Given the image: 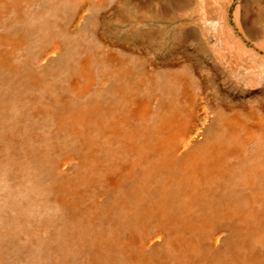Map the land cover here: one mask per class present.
<instances>
[{"label":"rangeland","instance_id":"374dc122","mask_svg":"<svg viewBox=\"0 0 264 264\" xmlns=\"http://www.w3.org/2000/svg\"><path fill=\"white\" fill-rule=\"evenodd\" d=\"M83 4L63 8L67 27L86 32V43L97 42V30L106 40L130 44L147 61V86L139 84L141 68L129 73L120 65L105 75L94 67L89 93L76 90V100L67 101L54 86L43 100L31 73L24 84L19 73L0 68V187H8L0 204L9 199L0 205V230L14 231V239L8 232L2 240L14 256L0 255V264H24L38 252L54 264H264L259 205L253 204L259 164L248 151L257 141L246 151L217 155L208 170L210 156L198 167L191 163L200 150L209 155L217 142H233L220 124L224 106H264V0H104L97 11L102 19ZM43 9L33 1L22 8V19L10 21V13L9 24L0 22V35L21 40L12 62L29 71L43 63L35 54L46 41L39 39L42 29L35 35L49 17ZM28 15L39 25L22 35ZM8 49L0 45L1 54ZM54 69L45 76L52 84L60 72ZM141 98L148 112L138 118L130 111ZM22 103L26 116L18 112ZM167 132L179 137L177 146ZM23 135L47 138L48 155L37 162L41 175L36 163L24 167L18 157ZM13 193L14 210L7 206Z\"/></svg>","mask_w":264,"mask_h":264},{"label":"bare ground","instance_id":"6f19581e","mask_svg":"<svg viewBox=\"0 0 264 264\" xmlns=\"http://www.w3.org/2000/svg\"><path fill=\"white\" fill-rule=\"evenodd\" d=\"M33 1H39V0H0V22H2L5 25L9 24V22H7L6 20H7V17L10 16V13H12V15L10 16L11 18L10 21L13 20V17L15 18V20L17 18H18L17 20L22 19V15H21L22 8L26 7L28 4H30ZM40 1L44 7L41 15H45L47 13V16L49 17L41 19L39 22L41 23V25L37 26L39 25V23H36V24L32 23L30 21L31 20L30 15L26 17L23 16L25 30H23L21 34L22 35L27 34L29 32L27 31V29L33 28V24L37 26L35 30V35L38 33L37 31H41L42 29V33H40V35L42 34V36L41 37L39 36L40 37L39 39L40 41L41 40L42 41L46 40V41L43 42L41 47L36 49V53H35L36 55H41L42 57H44L42 59L43 63L41 65V69L37 71H29L31 67L27 65L26 63L15 64L12 62L14 60V56L16 53L15 51L20 46L21 40L20 38H18V36H12L11 34H8L6 32L5 34L0 35V45L3 44L4 46H9L8 52H6L5 54L0 53V68L2 71L8 74L10 72L12 73V75L19 73L21 75V80L24 81V84H27L25 81L27 79L26 75L28 76V74L31 73L32 74L31 78L37 85L39 92L42 94L43 100L49 97L51 90H53L52 87L54 86L59 91L61 90V96L59 97H63V98L65 97L67 98V101L76 100L74 98L75 97L74 92H76V90L82 91V93H86V94L89 93L91 89V84L94 80L93 74L94 75L97 74L95 73L96 70L94 67L103 68L105 75H109L110 73L109 69H114L115 72L117 73V70H119L120 65L127 66V70H129V73H131V71H134V70H135V73H137L136 72L137 67L141 68L143 71H146V73L145 74L142 73V75L139 77L140 78L139 84L141 86H147V61L144 60L142 54L138 52L135 48H133L130 44H120V43L111 42L110 40H106L101 35L100 32H96L97 30H95L96 33L92 31V33H94V35L97 36V42L93 44L86 43V39H87L86 32H83L82 30H79L76 28L72 29L70 27H67L68 18L66 19L63 13L64 7H67V9H70V11H73L74 7L76 8L79 6L83 7L84 6L83 3H85L87 5H90L91 9L93 10V13L96 14L93 16V19H95L101 16V14L97 13V11H99V9L101 8V5L104 0H82L80 2L78 0H40ZM53 16L55 17L59 25H55L53 23L55 19L52 20V18H50ZM77 17H78V14L76 12L72 14L70 13V16H69V19H71L70 22L71 21L74 22ZM103 17L104 15H102L100 18L102 19ZM57 18H62V19L59 21V19ZM65 19H66V23H65ZM52 27H54V29L50 31L49 28H52ZM48 36L50 37L47 38ZM44 65H46L45 68H44ZM50 66L55 67L54 69L56 70L55 73H57V71H60L57 73L56 78L54 79V84H52V81L50 82L46 81V77H45V76L52 75L50 72L51 71ZM171 79H172L171 81H175L174 76ZM183 89L185 91L184 95L187 97V99L193 102L195 100L194 95H192L188 91L187 85ZM56 98L57 97L54 98L55 102H56ZM62 103H64V100ZM26 104L27 103H22V106L20 107V109L18 108L19 115L26 116V114L24 113V111L28 112L27 111L28 106H26ZM69 108L71 109V107ZM222 110L223 111H221V114L219 116L220 122H222L220 124L221 126L225 125L226 130H228L229 132L224 139L225 140L229 139L228 141H233V142L226 143L224 141V144H222L221 142H217V147L219 149L215 151L216 153H209V155H207V151L200 150V152L197 153V156L195 154L194 156L195 158L193 159V162L191 163L195 167L196 166L198 167L199 164L201 163L199 161L200 158L210 156L211 158H207L208 164L207 166H205L206 170H208L211 168L210 163L212 161L214 163L218 161V158H216L215 160V157L217 155H220V154L226 155V154L234 153V152L237 153L238 151H241V150L246 151L247 145L251 146L253 144L252 142L257 141V143L254 144L252 148L248 151L252 153V155L256 154L257 157L255 158L258 160V164H259L257 166V171H259L258 175L260 176L259 182L261 183V188L258 190L257 193H259V195L255 197V201L253 202V204L257 203L259 205L257 207L258 209L256 208L258 212V219L261 223V232H260L261 245L260 246L262 247V249L259 252L263 255L264 254V229H263L264 228V205H263L264 204L263 203L264 202V106L261 105L253 109L251 108L249 110H245L243 107H238L235 105H227V106H224V109ZM130 112L132 113L133 116H136L138 118L146 117L147 112H148L147 102L142 98L137 100L134 104V107L132 108ZM192 127L193 125L190 126V128ZM181 133L183 134H180V136L189 135V132L186 130H181ZM22 137H23L22 139L20 138L15 139L18 141L20 139V141L17 143L19 145V148L21 149L20 154L18 153V157L23 159L22 164L24 165V167L28 165L27 164L28 160H31L32 162L31 161L30 162L32 164L36 163L35 166L41 175L42 168L37 167V162L41 164L43 160L45 159V157L48 155V153L45 152V150H47L48 148L47 144L45 143V141H47V138L37 139L35 137H31L32 139L31 138L25 139V135H23ZM166 138L168 142L170 143V145H172V147L177 146L175 139L179 137L169 136V132H167ZM256 138L258 139L256 140ZM212 143H214L213 140L211 141V144ZM44 163H45V166L47 167L46 169H43V173H45L47 171V168L49 167L46 161H44ZM215 166L219 167L217 165ZM19 168H22V167L18 166V169ZM207 174L206 175L210 177L212 173H207ZM33 175L34 174L32 173V176ZM191 175H193V171H191ZM22 178L23 177H21V179ZM250 179L252 180L253 178L251 177ZM115 181L113 180V183H115ZM29 185L30 184H28V186ZM211 185L212 183H210V186ZM3 188L4 190L0 191V196L8 189V187L5 184H3V187L2 185L0 187V189H3ZM19 190H22V189H19ZM11 191L13 192V190ZM17 193H13L15 196L12 195L10 197L11 202H8L7 204V206L10 204L13 210L16 205V200L14 199L18 198ZM4 195L6 196V194ZM41 198L43 199V197ZM2 199L4 201V198ZM7 200L5 202H7ZM1 203L4 204L3 202ZM251 208H252V205H251ZM2 209L4 210L5 207L4 208L2 207ZM19 209L22 210V208H19ZM7 213H4V214H7ZM36 218L37 217L34 216V219ZM35 222H31L30 226L31 225L35 226ZM31 228L33 229V227ZM20 229L23 230V227H20ZM8 232L12 235V238H13L14 231L12 230L11 226L5 229L4 231L0 230V255L2 256L6 255L5 257L9 260L11 259L12 256H14V254L12 255L11 253H9V251L5 250L4 243L2 241L4 240L5 237L11 236V235H8ZM237 250H240L239 246H237ZM44 258H45V255L38 252V254L36 253L30 258L24 259L23 263L24 264H54L56 263V261L52 263L51 259H50L51 263H46V260H44Z\"/></svg>","mask_w":264,"mask_h":264}]
</instances>
